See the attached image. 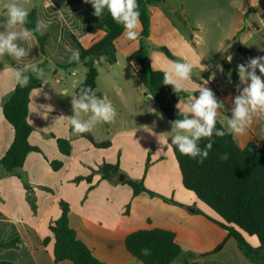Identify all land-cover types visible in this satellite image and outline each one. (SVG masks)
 <instances>
[{
    "label": "crops",
    "instance_id": "obj_1",
    "mask_svg": "<svg viewBox=\"0 0 264 264\" xmlns=\"http://www.w3.org/2000/svg\"><path fill=\"white\" fill-rule=\"evenodd\" d=\"M240 1H246L247 6L237 9L239 15L254 18L255 22L246 25L233 23L222 32L219 41L212 42L207 60L200 48L207 44V28L189 21L188 6L167 0L161 6L150 7L148 37L141 38V25L134 41L129 40L124 31L115 41L114 53L99 57L100 64L108 62L111 67L97 70L95 94L111 102L116 116L110 123H97L90 134L95 142H109L110 146L95 148L87 140L75 138L71 140V152L67 156L61 154L56 141L70 137L68 118L76 115L72 101L76 98V87L82 82L57 91L55 84L60 82L57 66L65 65L73 51L78 50L72 35L83 48H89L104 36L102 31L83 24V21L104 20L110 13L105 8L102 15L96 17L91 3L84 0L44 1L43 7L36 11L37 28L39 25L41 33L49 34L46 59L47 64L56 67L52 72L54 83L43 78L41 87L29 96L27 121L31 133L28 142L40 152H30L15 173H7L0 165V243L16 241V248L0 251V262L71 264L69 261L55 263L51 254L53 234L50 226L60 216V203H65L69 208V226L77 239L105 264H142L126 250L124 240L132 232L151 229L174 234L183 255L171 264H256L243 254L233 238L227 237V230L203 215L214 217L193 192L183 187L172 148L173 121L160 112L155 100L137 79L134 69L138 64L131 66L127 61L140 48L142 41L154 70L165 74L173 62L193 64L198 70L192 72L191 83L184 89L187 97L177 103V108L181 111L193 97L198 99L201 93L196 87L203 86L213 94L218 105H224L223 109H217V117L231 133L227 120L233 116L236 100L244 96L245 89L251 84L248 74L254 73L237 51L239 46L231 45L234 36L242 34L250 38L240 47L247 48L264 65V0ZM6 10L0 0V34L6 36L11 31H23L20 25L10 26L5 21ZM206 11L207 8H200L196 13ZM154 17L164 24V32L159 38H171L175 42L174 49L181 46L183 51L173 52L157 43L154 48L161 53L147 50L148 44L153 42L151 21ZM177 17L182 18L175 22ZM13 43L24 49L26 55L19 59L7 51L0 55V159L14 137L2 106L17 83L16 73L21 72V68L34 69L43 60L33 36L29 39L18 36ZM229 55L231 62L227 60ZM124 62L129 66L128 70L122 65ZM158 62L162 64L157 67ZM224 62H228L238 76V66L243 65L245 81L242 82L240 77L237 82L225 78ZM119 67L123 68L116 72ZM79 68L71 74L76 77ZM101 73L105 88L99 87ZM255 75L264 81V74L260 71ZM64 90L68 95L63 93ZM184 115L188 119H198L192 113ZM250 116L252 124L243 134L231 133L240 148L250 141L264 139L261 114L251 112ZM88 118L86 114L81 116L82 122ZM54 161L60 162L61 167L53 169ZM105 164L118 165L119 175L114 179L103 178L100 169ZM126 179L141 182L146 191L133 195ZM46 238L49 242L44 246ZM246 240L252 247H258L254 237H246ZM220 245L222 247L215 251Z\"/></svg>",
    "mask_w": 264,
    "mask_h": 264
},
{
    "label": "trees",
    "instance_id": "obj_2",
    "mask_svg": "<svg viewBox=\"0 0 264 264\" xmlns=\"http://www.w3.org/2000/svg\"><path fill=\"white\" fill-rule=\"evenodd\" d=\"M166 1L137 0L142 28L141 38L149 36L150 7L161 6ZM28 13L26 23L20 26L29 30L37 42L43 60L34 69H40L47 64L46 48L49 34L37 31L36 10L32 9ZM83 24L102 31L104 36L89 48H83L72 35L80 53L79 62H69V60L65 65L57 66V68L66 71L78 67L85 69L83 81L75 89L76 98H78L80 89L83 87H91L95 93L98 76L97 66L100 64L99 57L102 54H113L115 41L125 31L123 25L117 24L111 15L104 20L83 21ZM161 50L170 56L166 49L162 48ZM238 52L244 57L255 74L260 71L259 66L255 69L250 66L252 60H257L258 64L262 65L258 57L245 47H239ZM132 60L138 64V67L134 69L137 79L145 91L155 100L160 112L169 121L184 119L185 115L180 114L181 111L177 108V103L186 98L187 93L184 90L177 93L174 90V85L163 83L165 74L150 66L142 41H140V48L127 59L129 63ZM20 73L21 78L23 76L28 77L27 86L21 87L17 81L14 90L2 106L4 118L14 132L12 144L0 159V165L7 173H15L17 169L21 168L30 152H40L38 148L31 146L28 142L31 127L27 121V113L29 96L33 90L41 87V79L37 78L33 69L21 68ZM223 76L232 78L235 82L239 80V76L235 74L228 62L223 63ZM216 130L222 131L224 135L217 136ZM69 135V139H57L56 141L59 151L65 156L70 154L71 140L75 138L85 139L95 148L106 149L110 146L109 142H95L90 132L75 134L70 128ZM208 143H211L212 147L208 150V156L202 163L200 162V155L193 159L190 156L182 155L176 145H172L183 187L193 192L198 200L206 206L214 217L202 214L227 230V237L236 241L240 250L251 262L264 264V139L250 141L244 148H240L233 135L223 127L216 117V128L212 137L210 139L201 138L197 141V147L204 151ZM225 156L226 158L222 159ZM61 165L60 162H52L53 169H58ZM100 171L105 179H114L119 175L118 165L105 164ZM125 183L130 186L133 195L146 191L141 182L126 179ZM149 194L153 195L152 193ZM60 210V216L50 226V231L53 234L51 254L54 262L105 264L95 258L91 250L77 239L75 231L69 226L67 204L60 203ZM246 237H254L258 242V247H252L247 242ZM15 242H1L0 251L16 248ZM48 242L49 239H44L43 245L46 246ZM124 244L126 250L142 264H171L183 255L181 248L175 241L174 234L163 229L132 232L125 238ZM221 247L222 245L215 251ZM143 249H148L149 254H142ZM0 264L14 263L0 262Z\"/></svg>",
    "mask_w": 264,
    "mask_h": 264
},
{
    "label": "clouds",
    "instance_id": "obj_3",
    "mask_svg": "<svg viewBox=\"0 0 264 264\" xmlns=\"http://www.w3.org/2000/svg\"><path fill=\"white\" fill-rule=\"evenodd\" d=\"M85 3H91L96 17H100L105 8L109 11L112 19L124 27L125 35L129 40L138 38L137 28L140 25V12L138 11L137 0H84ZM47 6V5H45ZM7 8V23L10 26L24 25L29 15L28 10L16 3L6 5ZM39 31V25L37 28ZM20 36L24 39L32 38V33L24 29L17 33L15 31L8 32L5 36L0 34V55L5 51L14 55L17 59L26 55L22 48H18L13 41ZM80 53L78 50L73 51L70 61L79 62ZM227 60L231 62L232 57L229 55ZM253 69L259 66L260 72L264 74V65H259L257 60H252ZM239 67V77L243 82L246 79V70L243 65ZM37 78L43 80L45 75L43 69H33ZM193 72V64L189 62H173L170 70L165 72L164 84L174 85V90L177 93L183 91L190 83ZM251 79V84L245 89L244 96L236 100L237 107L233 111L231 119L227 120V126L233 134H243L248 127L251 126L252 120L250 113L259 112L261 118L264 119V81L254 73L248 74ZM16 80L21 87H26L28 77L21 73H16ZM40 91V90H39ZM196 91L201 94L198 99L193 97L190 104H185L180 114L192 113L198 119H188L187 115L184 119H177L173 122L171 140L172 144L176 145L182 155H187L195 159L198 155L201 156L200 162L208 156V150L211 149V143L206 145V150L201 151L197 147V141L201 138H211L213 131L216 128L217 109L221 107L213 98V94L206 90L203 86H197ZM67 94V90L63 91ZM73 111L75 116L68 118L71 128L75 134L91 132L97 123H110L114 121L116 112L110 101L98 98L91 87H83L80 89L78 98H74ZM179 107V105H178ZM86 114L89 116L87 121L82 122L81 116ZM203 121L201 124L200 121ZM217 136H223L224 133L216 130ZM191 137V138H190ZM226 158L222 157V159ZM142 254L148 255V249H143Z\"/></svg>",
    "mask_w": 264,
    "mask_h": 264
},
{
    "label": "rangeland",
    "instance_id": "obj_4",
    "mask_svg": "<svg viewBox=\"0 0 264 264\" xmlns=\"http://www.w3.org/2000/svg\"><path fill=\"white\" fill-rule=\"evenodd\" d=\"M44 1L45 0H1L2 5L4 7H6V5L10 3H16L21 7L25 8L26 10H28V12H30L32 9H35L36 11L40 10L44 5ZM172 1H177V3L179 4L183 3L186 6H188L190 8L189 21L195 22L197 24H201L207 28V37H205L207 38V44L200 47L201 50L203 51V55L205 56L206 60H207V54L210 53L212 42L219 41L221 39L220 35L222 34V32L225 30L227 31V29L230 28L233 23L236 22L246 25L255 22L254 18L249 17L250 19H247L246 17L240 16L239 13L237 12V9H241L242 7L247 6L246 1L244 2L240 0L239 1L238 0H172ZM200 8H207L206 13L197 14L196 12ZM180 18L182 17H177L175 18L174 21L175 22L180 21ZM4 19L6 22L8 21L7 10L4 15ZM163 27L164 24L160 21V19L158 17H154L153 20L151 21V28H152L151 34L153 37V42H150L148 44V47H146L147 50L151 52L157 51L161 53L160 50H158V48H154L155 46L154 44L157 43V44H162L163 46H167L168 49L170 51L173 50V52L174 50H176L175 52H177V50L183 51L184 48L181 46L180 47L177 46V48L174 49L175 42L171 38L165 36H163L162 39L159 38L160 36H162L164 32ZM249 40L251 39L242 34H237L234 36L233 41H231V45L240 47L241 44H243V42H248ZM129 64L131 66H136L137 62L135 60H132ZM161 64L162 63L158 62L156 66L158 67V65L160 66ZM122 65H124V68L128 70L129 66L125 64V62L122 63ZM103 67H109L110 69L111 66L109 65L108 62L103 64L101 63L97 66V70L100 71ZM122 68L121 67L116 68L115 71L119 72ZM40 69L44 70L45 75L43 78H46L45 80H48L50 83H54L52 72L56 69V67L54 65L46 64ZM197 70H198L197 67L193 68L194 72H197ZM72 71L74 70L66 71L58 68V73H59L58 76L60 82L58 84H55L57 87V91L58 90L61 91L66 86L69 88L72 84L76 85L82 82L83 80L82 72H84L85 69L80 67L78 69V75L76 77L71 74ZM74 80L77 81L73 82ZM104 80L105 79L103 78V75L101 73V77L99 79L100 88H105L104 85L106 84ZM64 84L66 85L64 86ZM219 105H221L223 109L224 105L222 103H220ZM225 109L226 108H224V110ZM226 113H228V110L226 111Z\"/></svg>",
    "mask_w": 264,
    "mask_h": 264
},
{
    "label": "water",
    "instance_id": "obj_5",
    "mask_svg": "<svg viewBox=\"0 0 264 264\" xmlns=\"http://www.w3.org/2000/svg\"><path fill=\"white\" fill-rule=\"evenodd\" d=\"M121 180H123V176H121Z\"/></svg>",
    "mask_w": 264,
    "mask_h": 264
}]
</instances>
